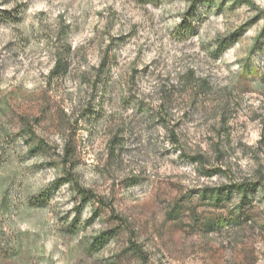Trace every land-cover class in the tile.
I'll return each instance as SVG.
<instances>
[{
    "label": "rangeland",
    "instance_id": "374dc122",
    "mask_svg": "<svg viewBox=\"0 0 264 264\" xmlns=\"http://www.w3.org/2000/svg\"><path fill=\"white\" fill-rule=\"evenodd\" d=\"M246 1L0 0V264H264Z\"/></svg>",
    "mask_w": 264,
    "mask_h": 264
},
{
    "label": "trees",
    "instance_id": "16d2710c",
    "mask_svg": "<svg viewBox=\"0 0 264 264\" xmlns=\"http://www.w3.org/2000/svg\"><path fill=\"white\" fill-rule=\"evenodd\" d=\"M234 1L250 5V2H248L246 0H234ZM61 64H62L61 59L58 57V60H56L55 65L53 67L52 74L59 69V66ZM68 157H69V155H68ZM64 160L66 161V159H64ZM65 176H66V180H65L66 184H70L73 186L72 178L70 177L69 173L65 174ZM73 187H74V192L79 195V197L82 199L83 202H88L89 200H92L95 198V196H93V194L90 191L85 190V189H81L78 186H73ZM235 187H236L238 193L246 192V190L244 189V186H242V185H237ZM98 203L99 204L101 203L102 205H104L103 204L104 202L102 199H98Z\"/></svg>",
    "mask_w": 264,
    "mask_h": 264
},
{
    "label": "clouds",
    "instance_id": "9594fccd",
    "mask_svg": "<svg viewBox=\"0 0 264 264\" xmlns=\"http://www.w3.org/2000/svg\"><path fill=\"white\" fill-rule=\"evenodd\" d=\"M193 175H195V174L193 173ZM69 207H71V205H69Z\"/></svg>",
    "mask_w": 264,
    "mask_h": 264
}]
</instances>
